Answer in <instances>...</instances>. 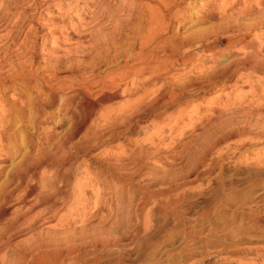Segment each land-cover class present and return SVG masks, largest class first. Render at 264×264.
Here are the masks:
<instances>
[{"label": "rangeland", "instance_id": "1", "mask_svg": "<svg viewBox=\"0 0 264 264\" xmlns=\"http://www.w3.org/2000/svg\"><path fill=\"white\" fill-rule=\"evenodd\" d=\"M179 1L0 0V106L14 100L27 113L9 129L27 146L0 176V264H264V70L249 78L226 70L242 55L230 58L229 42L212 48L204 39V0ZM164 6L170 28L149 45L157 55L145 67L168 61L171 75L202 69L215 79L184 103L168 96L146 107L150 97L134 116L121 111L124 98L95 94L93 122L79 135L71 125L86 115L80 101L78 119L58 103L34 128L33 104L50 93L21 77L81 59L90 76L141 49L148 15ZM169 37L173 55L158 53ZM81 142L87 150L65 163ZM36 162L44 175L30 197L8 172Z\"/></svg>", "mask_w": 264, "mask_h": 264}, {"label": "bare ground", "instance_id": "2", "mask_svg": "<svg viewBox=\"0 0 264 264\" xmlns=\"http://www.w3.org/2000/svg\"><path fill=\"white\" fill-rule=\"evenodd\" d=\"M165 7L167 6H164V10L158 8L157 11L152 8L153 11L148 15L145 33L142 40L139 39L142 41V43L140 41L142 44L141 49L137 50L134 48L127 54H120L118 57H114L115 59L112 62L110 60V64H105L104 68L96 66V69L98 68L99 70H94L90 76L85 75L86 67L81 59L75 60L64 71L54 69L47 75L37 74L32 76V78L28 76L21 77L20 80L26 87L41 83V87L47 89L50 93L46 101L33 104V112H30L31 115L28 116L32 119L34 128L38 127L42 120H48L49 110H52L58 103L60 104V109L66 111L64 117H68L70 120L74 119L75 112L79 109H76V105L80 101V104L86 109V115L83 120H81V117V121L72 120V125L70 124L72 133L79 135L93 122L96 106L90 103V99L95 94L102 95L100 101L124 98L125 105L122 106L121 111L134 110L130 115L134 116L143 111L139 107L150 97L152 99L145 103L146 107H151L164 101L168 96L174 101L184 103L193 99L205 83L215 79L217 74H212L211 72L212 75L209 73L210 75L204 77L202 69L201 73L195 74L196 76L194 77H186V75L185 77H180L178 76L180 75L179 73L171 75L170 67L173 63L170 64L168 61L162 62L160 65L155 63V67H145L157 55L148 52L149 45L151 44L152 46V43H156L155 39L160 38L164 28H166L167 32L170 28L168 23L170 7H167V9ZM199 15L203 23L210 24L205 29L204 35V39H212L210 47L213 48L219 40H223L230 43L228 45L230 51L227 52L230 58L235 54L242 55V58L231 59L226 70H234L239 76L246 75L247 78L251 74H257L259 69L264 70V40L260 37V34H264V0H204ZM61 42L60 37L55 38V43L58 47H60ZM170 42H172L170 37L168 39L164 38L161 42L162 45L157 46L160 47L157 52L166 56L173 55L174 51L170 48ZM165 60H168V58ZM176 62H178V59ZM181 64L176 63L175 65L177 67ZM195 68L197 67L195 66ZM215 84L209 85V87ZM250 89V91L255 92L256 86L252 84ZM24 109H18L14 100L10 103L8 102L7 107L0 106V176L4 174L5 168L10 165L9 163L13 161L12 158L15 157L16 149L20 150L21 147L27 146L24 136L18 138V136L11 134L9 131L11 127L22 123L24 118L26 119L25 115L27 116V113H25ZM30 126L32 127L31 124ZM88 146L85 142L74 144L69 152L64 153L62 158L66 160V163L75 154L87 150ZM91 152L92 150L87 152L88 155ZM27 163H23L8 172V182L14 183L19 178V186H28L27 196L32 197L39 189V182L44 174L40 170L39 162H36L37 164ZM102 163L103 166L101 165V167H104L107 171L112 169L107 162L103 161ZM86 185L87 182L77 187L79 190H83Z\"/></svg>", "mask_w": 264, "mask_h": 264}]
</instances>
